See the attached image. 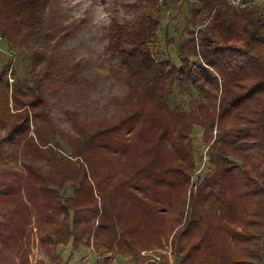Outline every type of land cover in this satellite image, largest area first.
<instances>
[{"label": "trees", "instance_id": "16d2710c", "mask_svg": "<svg viewBox=\"0 0 264 264\" xmlns=\"http://www.w3.org/2000/svg\"><path fill=\"white\" fill-rule=\"evenodd\" d=\"M55 1L0 0V42L26 60L16 77L12 56L0 63V264H18L17 241L26 263L32 211L55 264L66 263L55 250L68 245L94 251L97 264H143L141 252L171 233L177 264H264V10L188 1L174 63L154 47L165 2L147 0L139 20L111 31L128 89L121 112L88 119L64 109L74 117L62 128L52 104L78 62L46 26ZM175 85L196 92L188 110L167 103ZM194 126L210 165L196 187Z\"/></svg>", "mask_w": 264, "mask_h": 264}, {"label": "rangeland", "instance_id": "374dc122", "mask_svg": "<svg viewBox=\"0 0 264 264\" xmlns=\"http://www.w3.org/2000/svg\"><path fill=\"white\" fill-rule=\"evenodd\" d=\"M163 1L165 6L162 8ZM188 1L192 0H157L155 5L149 4L147 0H57L51 4L45 16L46 26L56 34H63L60 49L66 55H70L73 61L78 62L74 81L67 85L66 93L58 101L53 100L52 111L58 125L62 128H69L74 117L70 112L65 113L64 109L78 110L88 119L115 116L121 112L123 106L120 103L128 98V89L126 83L119 78L120 74L117 71L119 60L112 53L111 31L116 26L139 20L153 5V8L157 7L156 5L162 8L161 21L165 26V30L157 28L154 47L165 58L169 57L174 63L178 62L176 48L178 41L188 37L184 34L189 16ZM244 2L254 8L260 7L264 10V0H244ZM187 28L191 29L189 26ZM166 39L171 43L166 44ZM9 56L13 58L11 64L14 76H22L26 60L22 59L21 54L9 52L6 44L0 42V63H4ZM10 76L8 74V82L11 84L13 78ZM191 92L190 94L188 91L180 93L175 85L173 91L166 96L167 103L170 107L182 105L188 110L190 100L196 99V92L193 94ZM192 130L191 155L197 165L191 176L190 185L196 187L199 179L208 172L210 165L208 146L203 142L202 129L194 126ZM212 133L215 134V131L213 130ZM125 134L127 133L121 135ZM95 169H99V166ZM70 193L69 191L68 194ZM120 198V195L108 196L112 204H116ZM38 217L39 215L32 211L31 222L23 237V240L30 238L31 241L26 252L25 264H55L40 245L41 237L37 232L36 224ZM27 232L29 237H27ZM172 235L173 233L161 239V247H151L144 251L161 254L160 264H177L173 254ZM23 246L18 241L15 244L14 255L18 264H22L19 258ZM142 252L141 257L145 259ZM55 256L57 259L60 256L61 263L66 262L64 264H97L98 261L94 251L83 246L73 251L69 245L59 246L55 250ZM114 260V264H137L132 258L116 256ZM58 261L60 263L59 259Z\"/></svg>", "mask_w": 264, "mask_h": 264}, {"label": "built area", "instance_id": "2783aa9c", "mask_svg": "<svg viewBox=\"0 0 264 264\" xmlns=\"http://www.w3.org/2000/svg\"><path fill=\"white\" fill-rule=\"evenodd\" d=\"M233 4H238L240 1H231ZM142 255L146 258L144 259L143 264H160L162 257L161 254H156L155 252H142ZM112 264V263H111Z\"/></svg>", "mask_w": 264, "mask_h": 264}, {"label": "crops", "instance_id": "0c3cea01", "mask_svg": "<svg viewBox=\"0 0 264 264\" xmlns=\"http://www.w3.org/2000/svg\"><path fill=\"white\" fill-rule=\"evenodd\" d=\"M115 261V260H114ZM114 261L112 262V264H114Z\"/></svg>", "mask_w": 264, "mask_h": 264}]
</instances>
